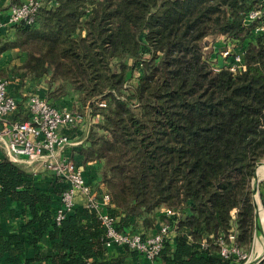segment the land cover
<instances>
[{
    "label": "trees",
    "instance_id": "1",
    "mask_svg": "<svg viewBox=\"0 0 264 264\" xmlns=\"http://www.w3.org/2000/svg\"><path fill=\"white\" fill-rule=\"evenodd\" d=\"M39 1L32 23L0 30V55L17 49L21 77L43 78L49 103L72 98L71 109L100 115L75 160L97 163L88 169L111 196L106 211L116 229L145 236L168 222L174 235L152 261L105 247L96 211L76 205L55 222L64 182L47 174L50 187L41 189V172L2 156L0 211L25 221L18 232L0 231V264H126L129 256L133 264L242 263L221 256L215 240L233 224L245 252L256 228L251 179L264 159V31L255 28L264 17L244 19L264 0ZM210 37L242 51L245 70L213 71L204 54ZM117 248L123 253H110Z\"/></svg>",
    "mask_w": 264,
    "mask_h": 264
},
{
    "label": "built area",
    "instance_id": "2",
    "mask_svg": "<svg viewBox=\"0 0 264 264\" xmlns=\"http://www.w3.org/2000/svg\"><path fill=\"white\" fill-rule=\"evenodd\" d=\"M40 6L39 0H25L19 5L8 3L7 8L0 11V30L10 29L19 21L32 23ZM261 17H264V6L249 10L244 20L248 22ZM257 31H264V25L257 26ZM217 59L213 61L211 57L207 58L213 71L224 67L232 74H237L246 68L243 52L235 51L233 45L223 46ZM12 80V76H0V149L9 160L29 167L27 170L31 174H50L66 184L60 193L55 222L59 224L77 205V199L82 198L83 207L97 212L104 227L105 247L125 246L149 261L154 260L164 241L174 233L173 227L168 222H160L156 232L145 236L117 230L116 218L106 211L111 206L110 194L95 185L89 169L68 155L71 149L86 142L89 128L100 119V115L92 114L89 108L81 113L53 105L35 91L30 92L20 105L23 110L21 115L15 116L18 102L10 91ZM98 105L105 106V103L100 102ZM77 128L83 130L81 136H71L70 131ZM163 212L166 215L175 214L170 209H164ZM235 238L236 230L232 224L227 233L219 236L215 242L224 258L232 256L236 260H243L246 253L241 251Z\"/></svg>",
    "mask_w": 264,
    "mask_h": 264
},
{
    "label": "crops",
    "instance_id": "3",
    "mask_svg": "<svg viewBox=\"0 0 264 264\" xmlns=\"http://www.w3.org/2000/svg\"><path fill=\"white\" fill-rule=\"evenodd\" d=\"M0 2H6L5 4H8L10 3L9 0H0ZM11 51L15 52L16 54V57L18 56L19 52L17 49H12V50H9V51H6V52H3L1 55H0V73L2 74H8L7 73V68H6V65H7V62H6V58H9L8 56L11 54ZM210 57V56H209ZM211 59L213 61H218L217 59V56L216 55H212L211 56ZM18 66L20 65V58L18 57ZM12 62V61H11ZM14 62V61H13ZM3 69V70H2ZM20 73H18L19 75L22 74V70H18ZM9 75V74H8ZM13 78V77H12ZM23 81L20 77H14L13 80H12V87L10 85V91L11 93L14 95L15 99L17 100L18 102V107L19 105H21V100H22V97L21 96H24L25 94H29L28 90L30 89H33V88H37V87H40V92H42L44 90V87H45V83H44V79L41 78V79H35V78H31L30 81L27 82V84H22ZM68 155L73 157L74 159L78 160V161H82V157L81 155L77 153V148H74V149H71L69 152H68ZM4 156L3 154V151L0 149V158ZM24 167H26V169H29V167H27L26 165H23ZM85 168L86 169H94V168H97V163L94 162V161H91V162H87L85 163ZM41 176L39 179H37V182H36V185L38 187H40L41 189H47L50 187V183H49V178L47 177L48 175L45 174V173H40ZM91 176H94L91 174ZM94 180L95 177H94ZM100 185V184H99ZM101 187V186H100ZM83 199L82 198H78L77 199V205L79 206H83ZM25 221V217H23L20 213H15V214H12V212L9 210V209H5L3 211H0V231L2 234H10V233H14V232H18L19 229H20V226L21 224ZM174 233H171L170 234V237H173ZM257 236V234L255 235V237ZM123 250L122 249H113V251H111L110 253L112 254H116V253H123L122 252ZM49 252V248L47 246V240L46 238L43 239V248H42V253H48ZM33 252H32V248L30 246H27L26 248V251L24 252V254L26 256H29L31 255ZM140 258V259H139ZM138 260L142 261V260H145L143 257H139ZM133 260H137L131 256L127 257L125 259V263L126 264H133ZM146 261V260H145ZM148 262V261H147Z\"/></svg>",
    "mask_w": 264,
    "mask_h": 264
},
{
    "label": "rangeland",
    "instance_id": "4",
    "mask_svg": "<svg viewBox=\"0 0 264 264\" xmlns=\"http://www.w3.org/2000/svg\"><path fill=\"white\" fill-rule=\"evenodd\" d=\"M6 2H0V11H4L6 8H7V4H5ZM226 45H232L231 43H229L228 41L224 40L222 37H210L206 40V46L204 47V54L207 58H209V56L211 57L212 55H218L219 56V50L223 47V46H226ZM9 58H6V62H7V65H6V68H7V73L9 74H1L0 73V76H12L13 78L16 76L20 77L23 81L22 84H27L28 81H30L31 78L28 77V75L24 76V77H21V75H19V71H18V56L16 57V54L15 52L11 51V54L8 56ZM12 61V62H11ZM14 61V62H13ZM18 63V64H16ZM3 70V69H2ZM44 83L45 80H44ZM12 87V85H11ZM37 91L38 93H40V87H37V88H33V89H30L26 92L28 93H32V92H35ZM27 95L28 94H25L24 96H21L22 97V102H21V106H22V103L26 100L27 98ZM73 99L72 98H67V99H64L62 100L61 102H59L57 105L59 107H63V108H71L73 105ZM19 110V115H21L22 113V109H20V105L19 107L17 108ZM18 112H15V115L17 114ZM93 125V124H92ZM91 125V126H92ZM80 132H83V130H78L77 129H74V130H71L70 131V134L71 136H78L80 137L81 136V133ZM258 164H264V159H262L260 162L257 163V165L255 166L257 168ZM95 185L99 186L98 183H97V180H95ZM257 191H258V195L256 194V199L257 201L259 202L261 208L263 209L264 211V203H263V200H264V177H259V182H258V187H257ZM159 225V224H158ZM263 229H262V225L261 223L259 224L258 227L255 228L254 230V234H253V239H252V243H251V246L249 248L248 251H245L246 253V257L243 259L242 263L244 264L245 262L249 261V260H252L256 257L257 252L254 250L255 248V245H254V240H255V235L256 234H261L262 237H264L263 235ZM255 237V238H254ZM263 242H264V239H263ZM264 251V249H263ZM262 251V252H263ZM241 264V263H240Z\"/></svg>",
    "mask_w": 264,
    "mask_h": 264
},
{
    "label": "water",
    "instance_id": "5",
    "mask_svg": "<svg viewBox=\"0 0 264 264\" xmlns=\"http://www.w3.org/2000/svg\"><path fill=\"white\" fill-rule=\"evenodd\" d=\"M259 179L256 176V167L254 169V174L251 179V191H252V203L254 206V223L255 227H258L260 224L259 219V211H258V201L256 199V194L258 195L257 187H258ZM264 257V251L260 254L256 255V257L250 261L245 262L244 264H257Z\"/></svg>",
    "mask_w": 264,
    "mask_h": 264
},
{
    "label": "bare ground",
    "instance_id": "6",
    "mask_svg": "<svg viewBox=\"0 0 264 264\" xmlns=\"http://www.w3.org/2000/svg\"><path fill=\"white\" fill-rule=\"evenodd\" d=\"M256 176L259 179V177H264V164H258L257 168H256ZM258 211H259V219H260V223L262 225V229H263V235H264V211L261 208L259 202H258ZM255 238V237H254ZM264 237H262L261 234H257L255 240H254V245H255V251L257 252V254H260L263 249H264V242H263ZM250 261V260H249Z\"/></svg>",
    "mask_w": 264,
    "mask_h": 264
}]
</instances>
